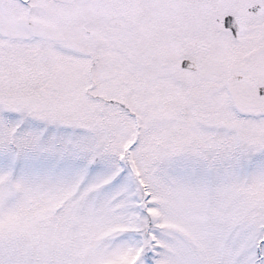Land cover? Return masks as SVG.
<instances>
[{
	"label": "snow or ice",
	"instance_id": "6c2138e0",
	"mask_svg": "<svg viewBox=\"0 0 264 264\" xmlns=\"http://www.w3.org/2000/svg\"><path fill=\"white\" fill-rule=\"evenodd\" d=\"M0 264H264V0H0Z\"/></svg>",
	"mask_w": 264,
	"mask_h": 264
}]
</instances>
